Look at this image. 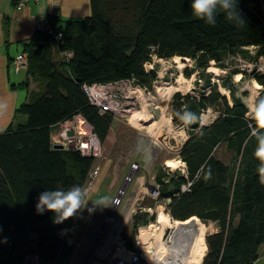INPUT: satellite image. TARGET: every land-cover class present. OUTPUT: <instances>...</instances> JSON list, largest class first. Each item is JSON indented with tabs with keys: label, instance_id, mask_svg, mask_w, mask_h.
<instances>
[{
	"label": "trees",
	"instance_id": "obj_1",
	"mask_svg": "<svg viewBox=\"0 0 264 264\" xmlns=\"http://www.w3.org/2000/svg\"><path fill=\"white\" fill-rule=\"evenodd\" d=\"M191 3L90 0L89 15L55 22L63 32V43L41 30L27 39L23 49L28 57L27 79L17 85L26 87L28 96L16 109V114L25 117L0 132V264H26L32 256L50 263L65 248V221L54 223V213L49 211L38 214V196L73 185L85 189L97 157L74 148H52V129L80 113L104 143L114 120L119 119L99 112L89 102L84 83L134 77L151 89L156 73L146 72L144 63L150 61L152 52L164 59L190 58L198 68L211 62L222 64L226 56L254 59L264 54V0H237L244 23L229 22L219 14L215 26L196 19ZM248 46L255 47L253 54ZM66 50L73 52L68 62L61 58ZM192 71L184 70L186 75ZM252 75L264 94V74ZM206 81L205 91L198 94L173 95L174 121L185 111L199 119L189 125V136L179 150L187 178L158 171V198L169 199L167 209L174 219L197 216L217 224L206 235L207 251L201 264H254L259 248L264 247V186L256 172L255 140L248 138L247 107L236 96L239 88L231 76L222 81L230 89L231 101L209 76ZM32 82L36 89L29 88ZM212 107L218 109L216 117L200 124V113ZM187 180L191 181L189 190L180 191ZM141 215L133 216L134 230L128 238L132 250H137L139 222L149 219L146 212Z\"/></svg>",
	"mask_w": 264,
	"mask_h": 264
},
{
	"label": "rangeland",
	"instance_id": "obj_2",
	"mask_svg": "<svg viewBox=\"0 0 264 264\" xmlns=\"http://www.w3.org/2000/svg\"><path fill=\"white\" fill-rule=\"evenodd\" d=\"M254 52L253 50L252 54ZM154 61L153 68L158 72V77L153 81L151 90L155 99L158 100L160 108L164 109L167 105L172 116L174 113L171 103L175 93L193 95L205 91L206 76H209L210 82L214 83V70L217 68L214 66V62L209 63L207 67L198 68L194 60L181 56H174L170 59L156 58ZM221 62L222 64H216L224 73L228 75L233 72L230 66L235 62L233 56H226ZM185 68L193 69L190 75H186ZM18 74L20 79L26 78L25 69H22ZM241 80H243L242 83H237L233 79L232 82L237 88L243 84L248 88L251 87V82L248 81L249 76L244 75ZM163 86H168L167 92L164 91ZM247 87L245 92L248 95ZM29 88L36 89V84L30 83ZM19 89L20 92H26L24 87ZM169 90L172 93L168 96ZM228 94V98L231 99V93ZM235 94L242 100L247 96H242L237 90ZM160 108H157L153 113L155 120L150 119L148 121L150 124L146 127L135 128L124 120H114L105 142L100 143L101 154L97 156L95 162L98 173L95 176V182L87 191V198L90 200L84 209L64 222L65 248L58 258L50 263H41L37 256H32L27 260H31L32 264H113L117 249L112 247V240L116 232L121 227L123 228L128 245V238L134 230V215L141 218V214L144 212L143 208L150 207V213L152 212L156 218L161 210V205L165 206V200L147 194V191L151 192L149 185L156 184L155 175L158 171L161 174H182L180 169L182 164L177 161L180 158L179 150L182 146L177 131L179 127L183 126L185 133H181V136L184 134L186 139L190 132L189 125H185L180 118L176 121L172 120L171 124L168 123L166 127L163 126L166 122L165 118L158 121L161 114ZM208 110L205 109L200 113V119L203 121L200 124L211 122L214 118V110L218 109L212 107ZM218 155H221V151L218 152ZM167 159H173L175 167H168L165 164ZM133 165H137L136 168H133ZM123 185H125L124 192L117 196ZM117 198L119 202L116 201V203ZM102 199L106 200L109 206H94L93 201ZM112 205H114V211L103 234L95 247H92ZM205 223L207 232L214 231V222L207 221ZM142 224L144 221H140L138 226ZM166 233L167 231L163 238L166 237Z\"/></svg>",
	"mask_w": 264,
	"mask_h": 264
},
{
	"label": "built area",
	"instance_id": "obj_3",
	"mask_svg": "<svg viewBox=\"0 0 264 264\" xmlns=\"http://www.w3.org/2000/svg\"><path fill=\"white\" fill-rule=\"evenodd\" d=\"M38 1V0H16L15 6L21 8L29 2ZM58 19V11L53 9L50 13L34 18L36 30L45 31L50 35L55 41L59 43L64 42L63 32L58 29L55 25V22ZM251 53L255 50L254 46L246 47ZM73 57V52L66 50L61 53V58L65 62H68ZM162 59L156 55L155 52L151 53L150 61L144 63V69L146 72L154 71L156 77H158V72L154 70L153 65L155 59ZM235 62L231 63L232 73L228 75L220 69L219 65L214 62V66L217 68L214 70V84H216L221 93H225L227 98L229 97V88H225L222 85V81L231 76L237 83H242L241 77L244 75L249 76V82H251V87L247 85H241L239 91H245V88L249 90V94L243 97V102L247 107V100L253 93L262 90V85L259 84L254 76V72L259 74H264V54H260L254 59H246L240 54L233 56ZM28 57L25 51L19 52L16 54L12 60V64L15 69L27 66ZM150 67V68H148ZM182 74V71H180ZM257 83L258 87L254 88L253 84ZM82 88L89 100V102L97 107L101 113H111L117 118L126 121L131 126L135 128L146 127L150 123L146 122V117L143 116L144 113L151 115V120L153 118V113L157 108H160L158 100L155 99L153 91L141 84H139L134 77L121 78L117 80L107 81V82H93V83H84ZM165 92H167L168 86H163ZM170 94H168L169 96ZM230 100V98H228ZM231 101V100H230ZM210 108H207L208 110ZM209 111V110H208ZM248 111V108H247ZM160 116L158 121L161 118H165L166 122L163 126H167L168 123L171 124L173 116L168 110L166 105L164 109L160 108ZM218 114V111L214 110V118ZM151 121V122H153ZM201 121V119H200ZM162 126V125H161ZM162 126V127H163ZM183 126L178 128V136L182 143L186 140L185 128ZM157 138V137H156ZM51 146L54 149H78L83 154L99 156L101 154L100 142L96 136L93 127L89 122L80 114L77 113L71 118L65 119L55 125L51 132ZM181 162L182 167L180 168L182 174L187 178L185 163L179 158L177 160ZM137 165H133V168H136ZM98 173V168L95 166L88 178V183L86 190L89 191L93 183L95 182V176ZM191 181L187 180L182 183L180 186V191L189 190ZM151 192L147 191V194L152 197H159V184L156 182L155 185H149ZM118 191L117 196H119ZM124 192V191H123ZM122 192V193H123ZM143 197V196H142ZM165 200V206L161 205V210L157 214L156 218L151 219L153 213H150V207H144V212L147 213L148 221L137 227V234H135V244L137 250H132L127 245V238L121 227L115 234L112 240V247L114 246L117 249V255L113 264H181L182 258L178 257L177 250L170 240V236L173 233V229L170 226L164 225L160 221V215L164 216L168 222H173L175 219L170 215L167 209V203L169 199ZM119 202L118 198L115 202ZM116 202V203H117ZM166 233V237L163 236ZM203 260V259H202ZM202 260L199 264L202 263ZM189 264H197L198 260L189 255L188 257Z\"/></svg>",
	"mask_w": 264,
	"mask_h": 264
},
{
	"label": "crops",
	"instance_id": "obj_4",
	"mask_svg": "<svg viewBox=\"0 0 264 264\" xmlns=\"http://www.w3.org/2000/svg\"><path fill=\"white\" fill-rule=\"evenodd\" d=\"M53 9L58 11L59 23L77 20L90 14V0H38L21 8L15 6V0H0V132L11 122L15 124L25 117L16 114V109L28 96V89L17 85L27 79V73L25 79H20L18 74L22 69L26 72V66L15 69L12 60L23 51L25 42L36 30L34 18ZM23 87L25 93L20 92L19 88ZM214 227L216 230L215 222ZM254 264H264V247L259 248V257Z\"/></svg>",
	"mask_w": 264,
	"mask_h": 264
},
{
	"label": "clouds",
	"instance_id": "obj_5",
	"mask_svg": "<svg viewBox=\"0 0 264 264\" xmlns=\"http://www.w3.org/2000/svg\"><path fill=\"white\" fill-rule=\"evenodd\" d=\"M191 10L196 19L202 20L210 26L216 25L219 14H223L229 22L244 23L237 9V0H192ZM246 103L248 138L255 140L253 156L259 162L256 172L259 184L264 186V94L257 91L250 95ZM178 115L185 125L195 124L199 119L190 111ZM200 123L203 121L201 120ZM89 200L86 189L79 185H73L67 189L57 188L41 192L35 208L38 214H43L45 211L54 213L53 222L61 223L84 209ZM93 204L99 207L109 206L103 199L93 201Z\"/></svg>",
	"mask_w": 264,
	"mask_h": 264
},
{
	"label": "bare ground",
	"instance_id": "obj_6",
	"mask_svg": "<svg viewBox=\"0 0 264 264\" xmlns=\"http://www.w3.org/2000/svg\"><path fill=\"white\" fill-rule=\"evenodd\" d=\"M253 87L257 88V83L253 84ZM171 93V90H169V94ZM143 116L147 118V123L152 118L151 115L147 113H144ZM165 164L168 167H175V162L173 159H167ZM124 186L125 185H123L121 191L119 192V195L122 194ZM113 206L114 205L111 206V209L107 214L105 222L100 228L92 247H95V244L103 234L106 224L114 211ZM160 221H162L164 225L172 227V229L174 230L170 236V240L175 246V248L178 249L177 255L178 257L182 258L181 264H189V255L196 258L198 260L197 264H199V262L203 259L205 255V250L207 248L206 235L208 233H211L207 232L205 221H203L197 216H191L186 220H175L173 222H168L167 219L162 215H160Z\"/></svg>",
	"mask_w": 264,
	"mask_h": 264
},
{
	"label": "water",
	"instance_id": "obj_7",
	"mask_svg": "<svg viewBox=\"0 0 264 264\" xmlns=\"http://www.w3.org/2000/svg\"><path fill=\"white\" fill-rule=\"evenodd\" d=\"M26 264H32V261L31 260H27Z\"/></svg>",
	"mask_w": 264,
	"mask_h": 264
}]
</instances>
